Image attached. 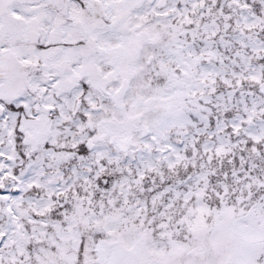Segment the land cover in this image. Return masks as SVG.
<instances>
[{
  "label": "snow or ice",
  "instance_id": "snow-or-ice-1",
  "mask_svg": "<svg viewBox=\"0 0 264 264\" xmlns=\"http://www.w3.org/2000/svg\"><path fill=\"white\" fill-rule=\"evenodd\" d=\"M0 264H264V0H0Z\"/></svg>",
  "mask_w": 264,
  "mask_h": 264
}]
</instances>
